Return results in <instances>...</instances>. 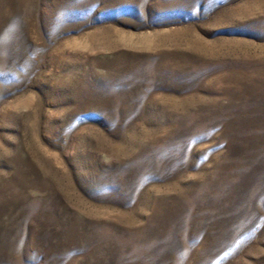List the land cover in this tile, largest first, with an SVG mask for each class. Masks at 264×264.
Returning <instances> with one entry per match:
<instances>
[{"label": "rangeland", "instance_id": "rangeland-1", "mask_svg": "<svg viewBox=\"0 0 264 264\" xmlns=\"http://www.w3.org/2000/svg\"><path fill=\"white\" fill-rule=\"evenodd\" d=\"M0 264H264V0H0Z\"/></svg>", "mask_w": 264, "mask_h": 264}]
</instances>
